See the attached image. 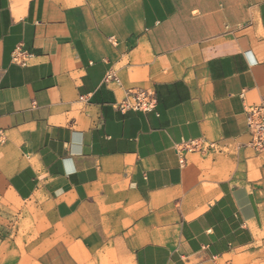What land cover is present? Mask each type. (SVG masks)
<instances>
[{
  "label": "crops",
  "instance_id": "1",
  "mask_svg": "<svg viewBox=\"0 0 264 264\" xmlns=\"http://www.w3.org/2000/svg\"><path fill=\"white\" fill-rule=\"evenodd\" d=\"M261 102L264 0H0V264H264Z\"/></svg>",
  "mask_w": 264,
  "mask_h": 264
},
{
  "label": "built area",
  "instance_id": "2",
  "mask_svg": "<svg viewBox=\"0 0 264 264\" xmlns=\"http://www.w3.org/2000/svg\"><path fill=\"white\" fill-rule=\"evenodd\" d=\"M32 54L22 44L16 46L12 53V61L16 65L26 67L29 65ZM104 83L107 85H120L121 79L117 71L110 69L105 77ZM84 100V97H82ZM116 107L122 113L130 111L151 113L158 107V95L152 87H132L125 91L124 97L116 103ZM245 112L248 117V128L250 141L247 148L264 156V102L257 104H247ZM5 141V135L0 129V142ZM241 146L237 149L241 150ZM221 150L217 142L208 141L204 138L186 140L176 146V151L181 155V165L186 164V153H210Z\"/></svg>",
  "mask_w": 264,
  "mask_h": 264
},
{
  "label": "rangeland",
  "instance_id": "3",
  "mask_svg": "<svg viewBox=\"0 0 264 264\" xmlns=\"http://www.w3.org/2000/svg\"><path fill=\"white\" fill-rule=\"evenodd\" d=\"M12 215H13V230H15V227L16 226H22V227H24V228H29L30 227V224H31V222L30 221H28V222H18V221H15V219H16V211H14L13 210V213H12ZM242 263H243V261H241Z\"/></svg>",
  "mask_w": 264,
  "mask_h": 264
}]
</instances>
